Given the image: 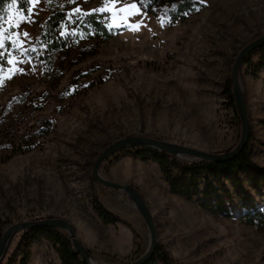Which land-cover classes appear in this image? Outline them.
Listing matches in <instances>:
<instances>
[{
  "label": "rangeland",
  "instance_id": "1",
  "mask_svg": "<svg viewBox=\"0 0 264 264\" xmlns=\"http://www.w3.org/2000/svg\"><path fill=\"white\" fill-rule=\"evenodd\" d=\"M60 1L73 17L77 7L81 12L105 8L99 13L119 29L104 42L81 34L68 56L77 62L60 82L53 83L43 75L37 55L28 60L11 47L13 41L23 42L24 48L35 42L50 12L48 0L31 5V17L18 4L7 7L0 32L5 45L0 49L5 51L0 63V240L14 223L63 217L94 260L131 261L149 250L151 231L127 191L94 177L98 156L116 140L137 134L208 152L235 148L243 123L233 67L242 49L264 34V0H206L200 11L186 19H174L160 10L147 12L137 0L127 5L123 0L108 4L103 0ZM132 3L144 15H133ZM26 19L35 22L20 23ZM141 21L138 30L125 26ZM21 29L29 36L20 35ZM96 43V52L81 59L80 48ZM257 57L255 53L252 60L242 62L239 82L250 120L249 137H254L253 158L264 165V67L256 68ZM9 59L12 64L7 63ZM75 70L87 74L79 85H72V94L61 97L59 92L71 84ZM230 78L233 98L225 91ZM22 92L28 95L26 103L8 107L10 98ZM46 118L54 119L55 126L42 135ZM30 140L39 146L16 152ZM137 146H125L108 156L100 172L115 181L128 173L129 181L121 183L140 193L154 218L157 244L153 254L160 245L170 264H264V231L239 216L215 213L202 208L198 199L173 193L154 160L147 164L126 152ZM180 157L199 159L192 154ZM94 193L120 213L111 210L120 217L116 223L103 222L92 204ZM60 229L70 237L68 229ZM22 231L12 235L4 256L12 252ZM44 243H34L29 263L60 264L55 249ZM114 244L119 247L116 251H112ZM21 254L17 251L13 264ZM155 264L164 262L158 259Z\"/></svg>",
  "mask_w": 264,
  "mask_h": 264
},
{
  "label": "trees",
  "instance_id": "2",
  "mask_svg": "<svg viewBox=\"0 0 264 264\" xmlns=\"http://www.w3.org/2000/svg\"><path fill=\"white\" fill-rule=\"evenodd\" d=\"M140 7L147 12L163 11L172 18L186 19L188 15L197 13L205 4L200 5L198 0H137ZM10 0H0V15L5 16ZM50 12L44 19L35 42L28 48L36 47L42 73L53 83L60 82L61 77L77 61L69 60L72 48L76 45L81 34L100 38L104 42L114 36L119 29L108 24L103 13L95 12L92 15L73 17L76 21L67 25L66 20L70 12L60 0L49 3ZM25 13L31 5H21ZM198 9V10H194ZM187 12L188 15H184ZM63 33V35L61 34ZM46 45V46H44ZM96 45L87 44L80 48L81 59L96 52ZM255 60L257 69L264 67V44L252 50L243 61ZM66 62H68L67 65ZM87 72L73 71L71 84L59 92L61 97L72 94L73 84L79 85L81 77ZM225 91L233 98V83L231 78L225 83ZM27 93L22 92L10 98L7 106L14 103H26ZM55 126V120L46 118L41 127L42 135L49 134ZM252 134V133H251ZM251 135L244 147L232 158L221 161L207 159H185L176 153L161 150L149 145H139L126 152L135 156L153 159L160 168L161 174L168 183L170 190L186 199H198L202 208L225 216H239L247 224L257 226L264 231V165L253 158L254 140ZM39 146L36 141H28L19 145L16 152H26ZM231 150L228 148L226 151ZM256 194L262 197L260 202ZM95 211L104 223H116L120 217L108 209L94 193L91 196ZM46 239L55 249L60 258V264H90L74 247L71 238L65 235L58 227L38 226L23 229L18 242L11 253L0 260V264H13L16 253L20 250L21 257L17 264H30L31 248L35 242ZM170 264L168 253L159 245V249L142 264H155L157 260Z\"/></svg>",
  "mask_w": 264,
  "mask_h": 264
},
{
  "label": "water",
  "instance_id": "3",
  "mask_svg": "<svg viewBox=\"0 0 264 264\" xmlns=\"http://www.w3.org/2000/svg\"><path fill=\"white\" fill-rule=\"evenodd\" d=\"M264 44V34L257 37L256 39L252 40L248 43L238 55L234 67H233V81H234V90L237 100V109L242 119L243 123V132L242 138L240 142L235 146V148L226 151V152H208L197 148H192L189 146H185L183 144L165 141L157 138H152L144 135H131L128 137L120 138L115 142L111 143L106 149H104L100 155L98 156L95 166H94V177L99 180L102 184L110 187H115L119 189H123L127 191V193L132 197L135 202L137 209L143 215L145 221L148 224V227L151 231V244L149 250L142 255L141 257L125 262H112V261H105V260H94L91 257L90 249L87 245L77 236L74 226L65 218L63 217H46L37 220H27L21 221L12 224L9 226L2 235L0 240V260L5 254V251L8 247V244L12 238V235L18 229H25V228H32L38 226H47V227H58V228H66L69 231L71 241L74 243V247L77 251L81 253V255L90 263V264H142L146 260L150 258V256L154 252V248L157 244V234H156V226L154 222L153 215L143 200L140 193L130 184L128 183H121L112 179L106 178L100 172V166L102 162L113 153L117 152L121 148L128 146V145H149L156 148H159L164 151H168L171 153H176L179 156H184L185 154H192L199 159H207V160H214V161H221L227 160L235 156L247 143L250 134V120L248 116L247 106L244 98L243 91L240 86L239 82V71L241 64L244 58L247 56L255 48L259 47L260 45Z\"/></svg>",
  "mask_w": 264,
  "mask_h": 264
},
{
  "label": "snow or ice",
  "instance_id": "4",
  "mask_svg": "<svg viewBox=\"0 0 264 264\" xmlns=\"http://www.w3.org/2000/svg\"><path fill=\"white\" fill-rule=\"evenodd\" d=\"M39 0H10V3H9V8H14L16 7V5L19 3L21 5H35L36 3H38ZM49 3H52V0H48ZM79 0H68V3L70 4H74V3H78ZM103 2L105 4H108L109 3V0H103ZM116 2H120V0H116ZM123 2L127 5L129 3V0H123ZM198 3L200 5H203L206 3V0H198ZM130 8L133 9V10H136L134 11L132 14L133 15H136V14H141V15H144V13L137 9V5L135 3H132L130 5ZM194 10H198V9H194ZM2 11V10H0ZM105 11V8H99V9H93L91 10V12H81L80 8H74L73 9V13L76 14L79 18H83L84 16H88V15H92L93 13L95 12H104ZM120 11H126V9H120ZM27 12L29 14V16L31 17L33 15V8L32 7H29L27 9ZM184 15H188L187 12L184 13ZM4 20V16L0 15V32H3V23L2 21ZM34 19H26V20H22L20 23H28V24H31V23H34ZM76 21L73 19V15L72 14H69L68 17H67V20H66V24L67 25H72L74 24ZM143 21L135 24V25H132V24H126L125 26L126 27H132L134 28L135 30H138L139 27H140V24H142ZM15 27L19 28V25H15ZM20 35H22L23 37H28L29 36V33L26 32V31H23L22 29L20 30ZM63 35V33H61ZM23 43V42H22ZM22 43L21 44H17L15 41L12 42V49L14 50H17V55H21V56H24L26 57L28 60H30L32 57H31V53L32 52H36L38 55H40V51L36 48V47H30V48H24L22 47ZM46 46V45H44ZM5 45H4V41L3 39H0V49H4ZM8 55H11V52L8 53ZM5 60V51H0V63H3ZM18 62H23V61H18ZM7 63L9 64H12L13 61L11 59L7 60ZM21 73H23L24 69L23 68H20L18 69ZM3 84V81L0 80V85ZM79 86H73V88H78Z\"/></svg>",
  "mask_w": 264,
  "mask_h": 264
},
{
  "label": "crops",
  "instance_id": "5",
  "mask_svg": "<svg viewBox=\"0 0 264 264\" xmlns=\"http://www.w3.org/2000/svg\"><path fill=\"white\" fill-rule=\"evenodd\" d=\"M136 157V156H135ZM137 157H139L140 159H141V162H149V160L150 161H152L153 162V159H151V158H146V157H142V156H137ZM146 160H148V161H146ZM148 164V163H147ZM157 177H159L158 176V174H157ZM116 179V178H115ZM117 180L118 181H120V182H127V181H129V175H128V173H122V176L120 177V178H117ZM159 180V179H158ZM104 203V202H103ZM130 206H131V204L130 203H128ZM105 205L110 209V210H112V211H116V212H118L115 208H114V206L112 205V206H110L109 204H107L106 202H105ZM119 213V212H118ZM120 214V213H119ZM122 216V215H121ZM125 220H127L128 222H130V220L129 219H126L124 216H122ZM132 223V222H131ZM120 224V223H119ZM124 226H126V228L131 232V234H132V242L134 241V236H133V233H132V231H131V227H129V225L126 223V224H124ZM121 231V230H120ZM118 236H119V234H117ZM123 237V236H122ZM121 237V238H122ZM40 241H43V243L44 242H48L46 239H42V240H39V241H37V242H40ZM44 244H46V243H44ZM49 244V243H48ZM90 246V245H89ZM116 246V247H115ZM116 248V249H115ZM119 249V247L117 246V245H115L114 244V248H113V250L112 251H116V250H118ZM121 251V250H120ZM131 251H128L127 253H130ZM127 253H125V254H127Z\"/></svg>",
  "mask_w": 264,
  "mask_h": 264
}]
</instances>
